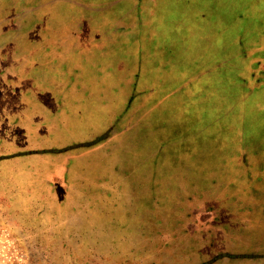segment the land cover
<instances>
[{"label":"crops","instance_id":"0c3cea01","mask_svg":"<svg viewBox=\"0 0 264 264\" xmlns=\"http://www.w3.org/2000/svg\"><path fill=\"white\" fill-rule=\"evenodd\" d=\"M78 1L0 0V36L16 38L15 44H0L3 123L24 116L30 99L24 86L77 84L74 56H88L95 51L104 59L117 53L116 46L107 44L108 37L136 22L146 29L149 49L161 51L162 57L154 61L151 55L150 65L144 64L139 47L135 50L133 76L127 90L123 84L111 91L116 95L107 96L109 91L100 94V101L90 110L102 112L106 119L112 117L107 124L103 120L100 138L107 133L109 136L117 127L116 119L112 120L114 115L124 116L131 108L134 118H149L150 130L152 120L158 116L181 118L172 122L180 127L182 143L186 142L183 134L191 133L198 134L193 144L198 150L211 149L216 155V150L237 149L238 157H228L225 165L233 164L230 180L234 181L236 170L243 171L239 180L245 182L246 195L253 183H264V155L257 158L249 153L264 150V141L255 135L257 125L264 122V0H116L120 6L111 14L117 20L111 34L108 26L102 28L108 31L105 34L103 30L95 31L87 19L105 17L102 6L106 2L95 4V0H85L78 8ZM35 31L37 39L30 41L28 36ZM58 34L68 39L79 37L81 48L72 51L60 46L56 43ZM223 64L235 67V71L225 75L224 84L220 71ZM122 73L123 70L113 74L109 84H122L120 79L117 81ZM259 100L263 103L257 114ZM121 102V113V105L110 107ZM254 117L261 121H254ZM33 132L42 130L37 128ZM205 132L209 134L208 140L202 139ZM107 136L90 145L60 146L56 150L43 149L32 141L8 144V156L0 157L3 234L29 239L15 243L61 244L63 236L70 232H91L97 219L94 214L100 213V221H106L102 216L107 211L104 206L119 196L111 181H120L123 186L127 181L125 174L108 172L109 165L116 161ZM197 154L199 160L192 164H224L217 156L206 158L202 151ZM255 161L261 162L256 171ZM180 163L185 162L182 159ZM7 166L15 168L7 170ZM132 211L135 213V207L128 205L121 213L130 216ZM115 223L119 228L130 227L126 221H113L108 226ZM47 238L53 241H43ZM231 259L248 264L254 256L249 253L239 258L214 259L213 263Z\"/></svg>","mask_w":264,"mask_h":264},{"label":"rangeland","instance_id":"374dc122","mask_svg":"<svg viewBox=\"0 0 264 264\" xmlns=\"http://www.w3.org/2000/svg\"><path fill=\"white\" fill-rule=\"evenodd\" d=\"M78 2L76 6L80 8L85 0ZM102 2H106L102 6L105 17L89 16L87 19L95 31L108 26L111 34L117 25L111 14L116 13L120 5L116 0ZM81 7L84 9L85 4ZM32 8L31 2L30 10ZM145 30L144 25L132 22L110 35L107 44L116 46L119 51L104 59L95 51L88 56L75 55L77 84L24 86L30 96L24 116L7 123L0 120V157L7 155L8 144L17 142L32 141L36 146L45 147L43 149L56 150L60 146H86L105 138L108 133L100 138L99 131L103 120L107 124L112 117L106 119L102 112L90 110L100 101V94L109 91L107 96L116 95L111 91L123 84L127 90L133 76L135 50L139 47L143 51L144 64L150 65L151 55L154 61L161 60V51L149 49L151 42L144 36ZM108 31L103 30V34ZM37 32L28 36L30 41L37 39ZM7 41L15 44L16 38L0 36V44L10 43ZM56 43L72 51L81 48L79 37L68 39L58 34ZM122 70L117 78L122 84H109L113 74ZM220 71L224 84L225 75L235 71V67L223 64ZM262 103L259 100L257 109L254 106L257 114ZM121 104L110 107L118 108ZM172 119L158 116L152 120L153 130H150L149 118H134L132 108L119 118L114 115L112 120L117 127L106 140L116 164H110L108 172L125 174L127 181L126 186L120 181H111L119 196L112 199L109 206H104L107 211L104 210L102 216L106 221H100V213L94 214L97 219L91 232H70L63 236L61 244L15 243L29 239L11 238L0 230V264H214L217 259L239 258L249 253L254 259L248 264H263L264 183H253L250 194L246 195L245 182L239 180L243 171L236 170L233 181L229 179L233 164L225 165L228 157H238L237 149L216 150V155L211 149L198 150L193 146L198 134L191 133L183 134L186 142L182 143L179 141L182 138L180 127ZM253 120L261 121V118ZM37 128L42 132H33ZM255 135L259 141H264V122L257 125ZM201 136L209 139L207 132ZM199 151L204 152L206 158L217 156L224 164H192L198 159ZM249 153L250 157L261 158L264 150ZM182 159L184 164L180 163ZM260 166L261 162L255 161V171ZM12 168L15 167L7 166L6 169ZM128 205L136 209L130 216L121 213ZM113 221H126L130 227L119 228L116 223L108 226ZM242 262L231 259L221 264H246Z\"/></svg>","mask_w":264,"mask_h":264}]
</instances>
